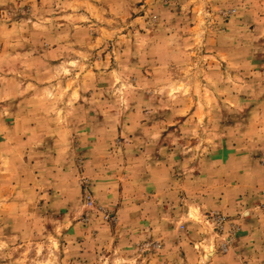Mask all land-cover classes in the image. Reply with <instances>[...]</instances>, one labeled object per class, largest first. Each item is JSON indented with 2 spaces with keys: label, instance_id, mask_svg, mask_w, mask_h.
I'll list each match as a JSON object with an SVG mask.
<instances>
[{
  "label": "rangeland",
  "instance_id": "1",
  "mask_svg": "<svg viewBox=\"0 0 264 264\" xmlns=\"http://www.w3.org/2000/svg\"><path fill=\"white\" fill-rule=\"evenodd\" d=\"M0 264H264V0H0Z\"/></svg>",
  "mask_w": 264,
  "mask_h": 264
}]
</instances>
